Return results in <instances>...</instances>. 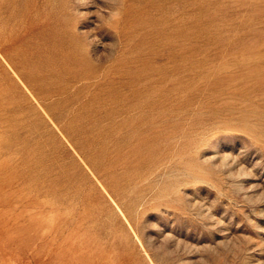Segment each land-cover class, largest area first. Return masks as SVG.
Returning <instances> with one entry per match:
<instances>
[{"label": "rangeland", "instance_id": "obj_1", "mask_svg": "<svg viewBox=\"0 0 264 264\" xmlns=\"http://www.w3.org/2000/svg\"><path fill=\"white\" fill-rule=\"evenodd\" d=\"M0 264H264V0H0Z\"/></svg>", "mask_w": 264, "mask_h": 264}, {"label": "bare ground", "instance_id": "obj_2", "mask_svg": "<svg viewBox=\"0 0 264 264\" xmlns=\"http://www.w3.org/2000/svg\"><path fill=\"white\" fill-rule=\"evenodd\" d=\"M60 65H61V63H60Z\"/></svg>", "mask_w": 264, "mask_h": 264}]
</instances>
